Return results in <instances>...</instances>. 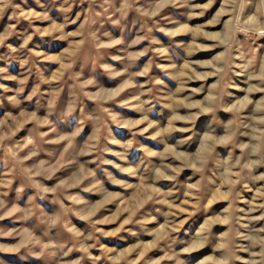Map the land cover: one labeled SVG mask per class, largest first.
<instances>
[{
    "label": "rangeland",
    "instance_id": "374dc122",
    "mask_svg": "<svg viewBox=\"0 0 264 264\" xmlns=\"http://www.w3.org/2000/svg\"><path fill=\"white\" fill-rule=\"evenodd\" d=\"M51 1L0 0V264H264V0H85L149 19L57 114Z\"/></svg>",
    "mask_w": 264,
    "mask_h": 264
},
{
    "label": "crops",
    "instance_id": "0c3cea01",
    "mask_svg": "<svg viewBox=\"0 0 264 264\" xmlns=\"http://www.w3.org/2000/svg\"><path fill=\"white\" fill-rule=\"evenodd\" d=\"M86 1L81 0L80 3L78 0L51 1V5L54 7V10L52 11L53 13L51 12L49 15L50 23L48 24V27L53 31H51V34L47 36L45 35V37H50L53 41L56 40L60 46L57 48L52 47L49 51V58L46 60H50L49 67L70 68V72H63L62 76L57 78L58 81L52 83V85H55V87L59 89L58 95H42V92H38L37 94L35 93V100L42 99V97L45 96L46 98L56 101L53 103L51 110L56 114L59 112V102L61 100L66 102L71 100L74 101V109L83 108V103L81 101H87L85 99H89V96L86 95L88 90H84V88L81 87H87L89 73L94 72V68L105 69L106 66H102L100 59L108 57L113 61L114 52H117L120 44H123V37L127 39L125 37V32H132V29H137L139 25H143V22L149 19V17H145V19H141V22L139 21L140 24H138V21H136L138 18H130L129 21L125 23V21L123 22L120 13L121 11H119L115 6L113 9L109 10L110 12H105V15L108 14L111 18L106 20L103 18V21H101L100 24L98 21L91 22L89 12L90 5H85L87 4ZM202 1L205 2L206 0H145V4L149 5L157 2L158 4H161V6L170 5L166 8L163 6L162 9H165V13L173 12L174 17L178 18L177 14L182 11L177 5H195L203 3ZM210 1L219 2L220 0ZM234 1L237 0H221L223 3H234ZM102 16H104V14H102ZM167 16H169V14ZM55 28L56 30H54ZM60 28L62 29V32ZM92 29H96L97 32L93 34ZM58 31L60 33H58ZM41 34H43V32ZM62 34H64V37L62 36V38H60ZM116 39H119L120 41L117 42V45L109 43L111 40ZM86 41H88V43L83 45L82 43ZM89 41H92V43ZM127 41L128 43H124L127 47H125V49H120L136 52L138 50V43H135L132 39ZM65 55H67L66 58H64ZM71 56H73V58H71ZM63 58L65 59V63H60L59 65V62L62 61ZM104 64L108 65L106 62H104ZM118 66V68L121 67V65ZM108 68L110 70V75H112L111 66L108 65ZM92 78H94V86H98V88L105 91V80L107 75L105 77H101L98 74ZM74 113L75 112H72V114Z\"/></svg>",
    "mask_w": 264,
    "mask_h": 264
}]
</instances>
